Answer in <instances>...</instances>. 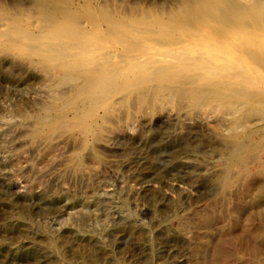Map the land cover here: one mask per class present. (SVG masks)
<instances>
[{
  "label": "rangeland",
  "instance_id": "rangeland-1",
  "mask_svg": "<svg viewBox=\"0 0 264 264\" xmlns=\"http://www.w3.org/2000/svg\"><path fill=\"white\" fill-rule=\"evenodd\" d=\"M251 1L0 0V264H264Z\"/></svg>",
  "mask_w": 264,
  "mask_h": 264
},
{
  "label": "bare ground",
  "instance_id": "bare-ground-1",
  "mask_svg": "<svg viewBox=\"0 0 264 264\" xmlns=\"http://www.w3.org/2000/svg\"><path fill=\"white\" fill-rule=\"evenodd\" d=\"M259 1H263L264 2V0H252L251 2L254 4V3H257V2H259ZM251 5V4H250ZM254 6V5H253ZM252 6V7H253ZM257 6V5H256ZM255 7V6H254ZM247 9V8H246ZM251 10V9H250ZM260 11H259V13L260 14H262V15H264V6H262L260 9H259ZM252 12V11H251ZM255 14V13H254ZM245 26V25H244ZM244 26H239V27H237L236 29H234V31H237V30H244L245 28H244ZM50 38H52V37H50ZM37 39V38H36ZM48 39V38H47ZM237 39H238V37H237ZM34 40V39H33ZM45 40V39H44ZM52 40H53V38H52ZM249 41V40H248ZM48 43V42H47ZM49 43H51V42H49ZM249 43L251 44V42L249 41ZM53 46H55L54 44H53ZM58 46H59V44H58ZM58 46H56V47H58ZM67 47V46H66ZM73 47V46H72ZM167 47V46H166ZM48 48H50V47H48ZM60 48V47H59ZM63 48H64V46H63ZM47 49V48H46ZM54 49V48H53ZM53 49H51V50H53ZM67 49V48H66ZM71 49V48H70ZM168 49V48H167ZM55 50V49H54ZM57 50H59V49H57ZM57 50H56V52H57ZM44 51V50H43ZM169 51V50H168ZM249 51V50H248ZM46 53V52H45ZM52 53H54L53 51H52ZM59 53H65L64 51H61V52H59ZM177 54V53H176ZM62 55H64V54H62ZM179 55V54H178ZM254 55H256V54H254ZM68 56V55H67ZM171 56H172V54H171ZM180 56V55H179ZM257 56V55H256ZM64 57V56H63ZM161 57H163V56H161ZM173 57V56H172ZM174 57H175V55H174ZM183 57V56H182ZM186 57V56H185ZM87 58V57H86ZM155 58V57H154ZM187 58V57H186ZM153 59V58H152ZM162 59V58H161ZM164 59V58H163ZM175 59H177V57L175 58ZM202 59V58H201ZM70 61H71V59H69ZM72 60H73V58H72ZM157 60V59H156ZM160 60V59H159ZM170 60V59H169ZM168 61V60H167ZM174 61V60H173ZM172 61V63H173V65H176V66H178L179 64H178V62H175V63H177V64H174V62ZM221 61V60H220ZM83 62V61H82ZM156 62V61H155ZM157 62H159V61H157ZM203 62V61H202ZM80 63V62H79ZM171 63V62H170ZM206 63V62H205ZM83 64H85V63H83ZM182 63L180 62V65H181ZM79 65H81V64H79ZM135 65H137V64H135ZM169 67H171V66H169ZM205 69V68H204ZM103 70V69H102ZM105 70V69H104ZM179 71V70H178ZM178 71H176V72H178ZM202 72V71H201ZM205 73V72H204ZM111 74V73H110ZM114 74H116V73H114ZM201 75V74H200ZM203 75H205V74H203ZM168 76V75H167ZM170 76H172V75H170ZM197 76V75H196ZM195 78H197V77H195ZM198 78H199V76H198ZM176 81V80H175ZM179 81V80H178ZM196 81V80H195ZM194 81V82H195ZM171 89V88H170ZM152 94V93H151ZM171 95V94H170ZM156 97H158V96H156ZM165 97V96H164ZM189 101V100H188ZM232 107V106H231ZM227 117V116H226ZM229 131V130H228ZM227 131V132H228ZM110 196H111V193L110 192H108V191H104V190H101V191H99V190H94L93 192H92V195H90V196H87V197H85V198H83V200L82 201H80V202H75L74 201V203L73 204H71L72 206H73V210H74V212L72 213V214H69V216H68V218H66V221H65V223H68L70 220H73V222L74 221H77V222H80V225H79V227H80V229L82 230V229H84L83 227V223H85V220L89 217V210L91 209V207H92V209H94L93 208V206L95 205L96 206V209H97V207H102L103 206V204H104V201H106L105 202V204L107 203V202H109V201H107V200H109L110 199ZM112 199V198H111ZM104 207V206H103ZM91 209V210H92ZM100 209H102V208H100ZM104 209V208H103ZM105 210V209H104ZM117 210L119 211V212H121V213H124V209L122 208V207H117ZM102 211V210H101ZM91 212V211H90ZM125 213H127V212H125ZM115 214V213H114ZM118 214V213H117ZM124 216V215H123ZM112 217H111V214H110V212H105L104 211V213L102 212V213H96V215L94 216V220H93V222H90V224H88V228H90V229H94V228H96L95 226L97 225V224H99V223H102L103 225H106V224H108L109 222H110V219H111ZM64 223V222H63ZM70 224V223H69ZM83 224V225H82ZM87 226V225H86ZM215 222L213 221V219H210V218H207V219H204V220H202V222H201V227L202 228H205L206 229V231H213V230H215L216 229V232H217V227L215 228ZM87 228V227H86ZM205 231V232H206ZM102 236H104L102 233L101 234H98L97 235V240L98 241H100L101 240V238H102ZM205 239H206V237H204ZM202 239H203V237H202ZM202 242L200 243V248H199V251H200V254L202 253V255L204 254L203 253V251L205 252V250H206V248H207V243L206 242H203V240H201ZM206 241H208L207 239H206ZM245 245V244H244ZM242 248V247H241ZM251 250V249H250ZM208 252V251H207ZM206 253V252H205ZM207 254V253H206ZM205 254V255H206Z\"/></svg>",
  "mask_w": 264,
  "mask_h": 264
}]
</instances>
